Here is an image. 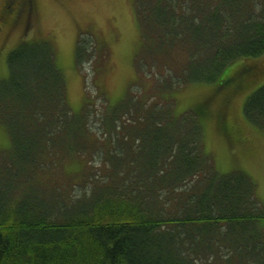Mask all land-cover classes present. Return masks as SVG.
<instances>
[{"label": "trees", "instance_id": "obj_1", "mask_svg": "<svg viewBox=\"0 0 264 264\" xmlns=\"http://www.w3.org/2000/svg\"><path fill=\"white\" fill-rule=\"evenodd\" d=\"M28 7L29 0L7 2L0 29L22 22ZM136 10L154 58L180 45L186 54L176 73L160 79L161 92L214 82L237 58L264 53V0H136ZM85 49L78 42V66ZM7 64L0 122L11 146L0 154V264H264V207L252 177L220 173L203 150L199 121L210 115L208 101L186 112L190 122L173 113L170 97L133 96L106 108L101 163L115 177L107 184L94 173L101 185L91 187L71 181L64 159L91 156L94 167L101 140L89 121L92 106L71 108L50 43L21 40ZM232 80L225 76L219 86ZM244 113L264 131V84L247 97ZM127 122L144 142L113 149V129L124 131ZM131 148L141 160L124 154ZM134 170L135 179L125 180Z\"/></svg>", "mask_w": 264, "mask_h": 264}, {"label": "rangeland", "instance_id": "obj_2", "mask_svg": "<svg viewBox=\"0 0 264 264\" xmlns=\"http://www.w3.org/2000/svg\"><path fill=\"white\" fill-rule=\"evenodd\" d=\"M10 1L21 3L22 0H0V12ZM137 14L136 0H29L22 22L13 28L0 29V77L8 75L7 53L21 40L50 43L64 73L71 108L79 111L92 106L89 121L94 130H98L101 140L93 146L95 155L91 164L94 167L90 170L88 157L91 159V156L83 157L81 153L69 154L64 159V173L76 176L71 181L86 180L91 187L101 185L92 179L94 173L106 179L107 184L115 177L113 171L101 163L104 159L101 150L103 143L106 144L102 139L106 132L102 121L106 108L133 96L143 102H150L154 97L156 100L170 97L174 101L173 113L180 121L190 122L188 116L184 117L188 114L186 112L206 100L210 115L202 116L199 121L203 150L220 173L237 169L247 172L255 183L256 199L264 207V131L249 121L244 113L247 97L264 84V53L237 58L214 82L183 83L161 92L157 90V86H161L160 79L176 73L186 54L180 45L165 57L154 58V44L144 40V30L139 26ZM82 41L86 49L80 67L76 63V48ZM225 76H232L233 80L221 87L219 82ZM127 126L124 131L117 127L113 129V149L129 147L135 140V148L139 149L144 142L143 137L133 130V124L127 122ZM10 146L9 135L0 122V154ZM133 148L124 154L137 155L141 160L140 150L133 154ZM4 159L0 156V161ZM137 165L135 163L133 168L137 169ZM118 169L124 172L123 167ZM86 170L89 173L80 178L79 175ZM134 175L135 170L129 171L125 180H130L131 176L134 180ZM72 183L68 186L70 189ZM121 184L117 179V188Z\"/></svg>", "mask_w": 264, "mask_h": 264}]
</instances>
